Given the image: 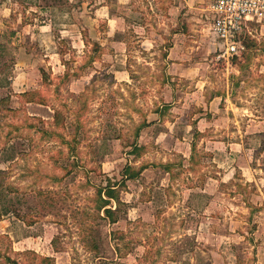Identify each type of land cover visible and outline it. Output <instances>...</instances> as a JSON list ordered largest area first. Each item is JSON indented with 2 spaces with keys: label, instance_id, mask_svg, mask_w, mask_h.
Segmentation results:
<instances>
[{
  "label": "rangeland",
  "instance_id": "1",
  "mask_svg": "<svg viewBox=\"0 0 264 264\" xmlns=\"http://www.w3.org/2000/svg\"><path fill=\"white\" fill-rule=\"evenodd\" d=\"M85 1L5 2L0 264H264V24L219 58L212 0L155 41L133 7L123 31ZM126 165L147 168L111 224L97 186Z\"/></svg>",
  "mask_w": 264,
  "mask_h": 264
},
{
  "label": "crops",
  "instance_id": "2",
  "mask_svg": "<svg viewBox=\"0 0 264 264\" xmlns=\"http://www.w3.org/2000/svg\"><path fill=\"white\" fill-rule=\"evenodd\" d=\"M8 1L10 0H0V22L4 19H12L15 12L10 6H5V2ZM85 2V0H82L83 5H85ZM116 6H118L119 13H115L114 8ZM129 7H133V12L141 15L140 21L133 23L135 31L140 33L141 40L155 41L153 35L157 33L156 31L162 30L169 32L173 30L175 32L173 38L186 35V24L190 23V0H101L98 7H96V11L101 12V17L109 23L117 21L119 23L118 29L126 31V27H129L127 26L126 17H129L130 11H132ZM180 16L181 18L178 19ZM17 23L21 26L24 24L22 16L17 19ZM49 27H53V24L48 23L46 20L39 25L41 31L48 30ZM21 28H25L24 25ZM206 31L210 32V21ZM146 32H149V34ZM236 93L237 89L234 87L232 96L235 97ZM235 107L238 108L239 106L235 105Z\"/></svg>",
  "mask_w": 264,
  "mask_h": 264
},
{
  "label": "built area",
  "instance_id": "3",
  "mask_svg": "<svg viewBox=\"0 0 264 264\" xmlns=\"http://www.w3.org/2000/svg\"><path fill=\"white\" fill-rule=\"evenodd\" d=\"M209 11L210 33L223 41L219 58L242 55L247 47L239 35L254 37L253 30L264 24V0H212Z\"/></svg>",
  "mask_w": 264,
  "mask_h": 264
},
{
  "label": "trees",
  "instance_id": "4",
  "mask_svg": "<svg viewBox=\"0 0 264 264\" xmlns=\"http://www.w3.org/2000/svg\"><path fill=\"white\" fill-rule=\"evenodd\" d=\"M51 7H54V5L48 4L44 8L49 9ZM238 39L243 41V43L246 45L247 48L256 44L255 38L249 34H241L239 35ZM56 114H58V111H56ZM142 125H146V124H142ZM141 127L143 126H140V128ZM136 135H138V132ZM134 146H135L134 148L135 150L138 149L137 145H134ZM195 148H196L195 144H193V147H192L193 155H194ZM192 159L193 157H191V160ZM163 167L166 168L167 171L170 170V164H163ZM146 168H147L146 165L141 166L139 169H135L131 165H126L125 168L123 169L122 178L120 180H117V179L114 180L108 177L106 179V183H107L106 185L101 184L97 186L98 187L97 188V194H98L97 210L100 212L101 211L104 212V218L108 220L109 223L111 224L117 223L121 218V214L123 213L121 211L122 206L128 205L127 202H123L122 200V192L124 191L123 188L126 187V181L138 178ZM113 202L114 204H116V206L112 204ZM114 238L117 239L116 236ZM116 247H118V244L116 245ZM6 260L7 262H10L11 264H19L16 260L10 257H7Z\"/></svg>",
  "mask_w": 264,
  "mask_h": 264
}]
</instances>
